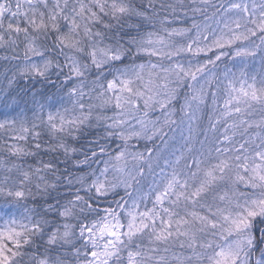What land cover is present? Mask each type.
I'll list each match as a JSON object with an SVG mask.
<instances>
[{
    "label": "snow or ice",
    "instance_id": "6c2138e0",
    "mask_svg": "<svg viewBox=\"0 0 264 264\" xmlns=\"http://www.w3.org/2000/svg\"><path fill=\"white\" fill-rule=\"evenodd\" d=\"M149 7L153 8L152 15L144 5L137 6L135 0H75L71 5L69 0H0V47H19L22 43L25 60L22 74L40 82L44 89H55L32 93L33 104L40 109L38 119L57 137L56 145L44 150H62L65 155L70 151L76 153L78 149L66 141L79 142L83 138L92 147L87 149L85 159L77 163L103 164L98 175L96 171L90 173L92 179L86 188H83L85 178H78L85 196L79 194L81 188H78L73 200L65 204L59 200L46 202L43 213L29 209L19 220L11 215L10 207L5 209L8 219L0 225V264H68L64 251L68 247L73 251L75 264H264V137L251 150L245 147L248 141L235 149L217 148L221 158L204 168L200 167L203 161L194 160L196 171L190 172L188 178H182L173 168L156 185L151 207L145 203L148 194L133 187L140 183L137 177L143 176V167L128 168L131 157L146 162L151 171V151L147 158L143 152L131 153L128 141L142 134L149 140L156 136L163 139L167 135L164 129L177 123L173 119L176 114L173 101L179 98L182 88L191 92L184 96L180 108L186 116L190 117L193 104L197 110L207 104L205 85L210 86L214 76L206 78L203 84L199 78L208 71V65L215 66L228 55L226 48L249 41L259 33L260 45L237 47L234 55L254 57L264 50V0L251 5L242 0L229 4L224 11L235 13L236 18L231 24L225 22L219 35L195 21L191 28L165 27L167 17L154 20V6ZM156 24L160 26L158 29L145 30L155 29ZM62 26L66 31H62ZM193 30L195 35L189 37L190 42L178 44L173 39L186 37ZM209 36L210 42L204 43ZM85 40L89 42L87 46ZM213 49L219 50L215 59L204 63L185 65L175 59L185 53L198 56ZM46 52L58 55H45ZM143 56L149 58L148 62L136 63ZM153 57L157 62L152 61ZM165 60L169 61L167 65L162 62ZM93 74L99 89L96 96L99 103L95 107L111 106L115 113L114 116L97 114L95 123L93 105L83 103V80ZM62 91L72 102V109H79V115L62 114L61 108L63 113L69 112L63 107ZM225 93L222 109L217 107L215 96L212 99V110L219 114L214 121L210 118L209 131L231 120L224 129V141L231 144L236 129L243 128L246 132L255 124L264 130V116L258 122L244 119L257 106L264 112V70L257 79L241 69L238 77L228 80ZM8 106L5 102V107ZM45 108L54 110L47 112L46 122ZM155 108L163 114L162 122L159 117L146 121L138 116L143 112L147 117ZM131 119H136L140 130L130 123ZM16 123L14 119H5L0 122V129ZM148 124L152 125L151 135L146 134ZM38 127L36 123L31 128L21 123L18 139L27 142L31 137L35 140V151L13 146L10 149L13 155L36 156L42 150ZM94 127H103V134H93L89 139ZM114 137L123 143L110 149L108 141ZM233 151L234 155H225ZM41 163L42 167L34 171L14 165L21 187H9L10 177H5L0 196L11 203L33 195L26 185L34 174L39 180L35 187L40 194L51 196L57 184L40 173L56 176L57 168L52 162ZM179 163L177 158L176 164ZM222 184L233 187L222 191ZM239 186L251 191H239ZM121 187L123 195L117 192ZM110 195L119 199L114 198L102 207L101 200ZM50 212L65 221L75 219L77 223H53L46 218ZM145 239L147 247L143 244ZM174 247L188 254L184 251L177 254L172 251ZM257 252L259 257L253 259Z\"/></svg>",
    "mask_w": 264,
    "mask_h": 264
},
{
    "label": "trees",
    "instance_id": "16d2710c",
    "mask_svg": "<svg viewBox=\"0 0 264 264\" xmlns=\"http://www.w3.org/2000/svg\"><path fill=\"white\" fill-rule=\"evenodd\" d=\"M223 0H135L137 6L144 5L148 11L149 15H152L153 8L149 7V5L154 6L155 16L154 20H161L167 17L168 23L165 24V27L168 28H191L193 21L197 24L202 25L207 22L209 19L220 18L223 14V8L221 6V2ZM87 2V0H84ZM75 3V0H69V4ZM163 5V7H161ZM168 5L172 7L169 8ZM194 9H201V11H194ZM136 21H133L135 23ZM160 26L156 24V28L148 27L145 30L152 31L158 29ZM62 31H66V29L62 26ZM195 34V30L190 32L186 37H174L173 39L178 44H185L189 37H193ZM55 39V37H52ZM89 42L85 40V45L87 46ZM48 47L51 48V41L48 42ZM23 48L24 45L21 43L19 47L13 46H5L0 47V114L5 115L9 120H16L17 123L14 126H7L5 129H0V186L3 185L5 177H10L8 182L9 187H21L18 185L17 181L19 178V173L17 172L16 166H22L23 170L34 171L37 167H42V163L52 162L56 165L57 172L56 176H53L50 172H41L40 175L45 176V178L49 182H55L57 184V189L51 193V196H42L40 192L37 190L35 185L39 183L37 176L34 174L32 176L31 182L26 185V187L30 188L33 195L26 197L19 202L11 201L9 203L5 197L0 196V216L5 215L4 210L7 208H11V215H13L18 220L23 217L27 210H33L35 212L43 213L44 208L47 207V203H55L56 200L60 201V204H65L69 200H73L76 194V190L81 188L80 195L85 196V192L83 188L87 187V183L91 181L92 177L90 175L91 172L96 171L97 175L99 174L98 170L103 168V164L99 162L89 161V164H78V161H83L85 159V153L87 149L92 147V145L87 144L83 138L79 142L68 139L66 142L70 144L72 147L78 149L76 153H72L71 151L65 155L62 150L45 151L49 145L55 146L57 143V137L53 136L49 133L46 123H41L38 116L40 114V109L38 105H34L32 101V93L37 90H46L49 92L55 91V89H44V85L40 82L30 79L27 76L23 75L21 69L25 64V60L23 57ZM67 52L68 49H65ZM261 53V52H260ZM45 55H58V53L51 54L46 52ZM216 52L209 54L208 56H194L190 53H185L180 57H176V60H179L182 63H186L188 61H202L208 59H215ZM262 60L264 59L263 53ZM233 58V56H229L227 58H222L220 61L216 62L215 67L218 70V76L209 86L207 104L202 105L201 109L197 112V121L194 123L195 128L192 134L186 136L185 131L183 130L185 124V118L187 117L184 112L180 111L181 106L184 103V96L191 95V92L187 88L181 89V95L176 101H173V106L176 108V114L173 119L177 121L176 124H173L170 128H165V132L167 135L161 139L159 136L154 137L153 139H145L144 135L140 138H134L128 141V151L131 153L135 152H143L147 158L148 151H151V163L152 169L151 171L147 168L146 162L135 161L129 157L128 168L133 169L137 167H143L144 174L143 176L137 177L140 181L138 185L134 184L133 187L137 188L140 193L148 194V198L145 200V203L148 206H152L150 200L152 199V193L156 189V185L162 183V170L165 168L166 164L170 161L176 159V156H179L180 153L177 152L180 149L185 150L183 158L180 160V163L177 165L180 167V170L185 168L188 171H191L195 165L193 164L194 160L203 161L200 165L203 167H207L209 162L217 163L218 158L221 154L216 151L217 148L223 149L231 145L228 142L224 141V129L227 127V123H230L229 120L227 123L221 122L216 126L215 131H209V120L210 118L214 121L218 116V112H213L212 110V99L215 96L217 100V107L219 109L223 108V100L226 98L225 89L228 84V79L223 75V70L227 67H233L236 70V76H239L238 62ZM63 60V57H60ZM153 62H157L156 58H151ZM149 58L147 56H143L136 60V63H147ZM254 58H251V61L254 62ZM87 62V61H86ZM164 64H168L169 61H162ZM253 65V64H252ZM209 70V69H208ZM264 70V63L262 62V67L257 72L256 76L259 77V74ZM94 71V70H93ZM111 79V77H108ZM234 77H231L233 79ZM55 79V77H53ZM96 80V76L87 75L83 80V90L85 92V96L83 98V103L85 105H93V123H95V116L97 114H103L106 116H114L115 113L112 110L111 106L106 109H98L95 106L99 103L96 99L98 95L99 89L97 85L94 83ZM103 82V80H101ZM79 83V81H77ZM95 89V91H93ZM61 95H65L62 91ZM39 99V97H37ZM15 101V103H13ZM5 102L9 105L5 107ZM59 107V105L57 106ZM63 107L68 108L69 112L63 113V108H61L62 114L71 117L74 115H79V109H72V102L65 95ZM259 107H257L258 109ZM54 111L52 109L45 108L43 110V120L47 121V112ZM139 117L147 120L155 121L159 117L160 122L163 121L164 116L159 110V108H155L148 113L147 117L143 116V112L138 114ZM264 116L262 113L258 115V121ZM21 123L25 127L31 128L33 123L39 125L36 131L41 132V136L39 138V142L42 144V150L36 155H27V156H15L12 154L10 149L13 146L24 147L25 149H30L35 151L34 143L31 137L27 142L21 141L18 137L21 135L20 127ZM102 123V122H101ZM130 123L135 125L136 129H140V125L137 123L136 119H131ZM255 125L249 128L246 132H252V129H255ZM152 125L148 124V128L146 130L147 135H151ZM243 129V128H240ZM103 127L93 128L92 132L89 133V139H91L93 134H103ZM250 136V135H249ZM258 140L248 141L249 143L245 145L249 150L255 148V143ZM123 142L116 139L115 137L108 141L110 149H114L117 145H122ZM244 142H241L242 144ZM255 145V146H254ZM239 146H236L238 148ZM191 149V151H189ZM228 156V153H225ZM106 159V157H104ZM90 165V166H89ZM164 167V168H163ZM163 168V169H162ZM11 169V171H8ZM84 177L86 183L83 185L77 182L78 178ZM109 179H112V173H109ZM233 179L235 177L233 176ZM71 180V184L68 181ZM191 184V183H190ZM232 185H221L220 190H229ZM239 191H251L244 189L242 186L238 187ZM51 191V190H50ZM117 192L119 195L124 194V189L118 188ZM136 193L134 192V196ZM231 195V192H229ZM52 197H55L53 199ZM87 198V197H86ZM119 199V196L113 197L110 195L107 198L101 200V206L106 207L108 204L112 202L113 199ZM47 202V203H46ZM49 221L53 223L63 224L65 222L76 224L77 220L69 219L67 221L62 218H58L55 213H48L46 217ZM4 220V219H3ZM145 247L148 246V241L145 239L143 241ZM43 249H40L42 252ZM66 251V260L68 264H75V257L73 255V251L70 247L64 249ZM173 252L179 254L181 251H184L185 254H188L186 250H182L179 247H174L172 249ZM39 254V253H38ZM170 255V253L168 254ZM260 254L255 253L253 259H256V256Z\"/></svg>",
    "mask_w": 264,
    "mask_h": 264
},
{
    "label": "rangeland",
    "instance_id": "374dc122",
    "mask_svg": "<svg viewBox=\"0 0 264 264\" xmlns=\"http://www.w3.org/2000/svg\"><path fill=\"white\" fill-rule=\"evenodd\" d=\"M239 2H241V0H223L221 2V6L223 8L222 16L220 18H213V19L211 18V19L207 20V22H205V23H203L201 25L202 28L204 26H207L208 30H210L212 32H215L217 35H219L221 30L224 29V23L228 22L229 24H231V21L236 18L235 17V13H225V11H224L225 8H227L229 6V4H231V3H239ZM242 2L251 5L252 3H259V0H242ZM194 35H193V37H194ZM210 40H211V36H209L208 40L204 41V43H208V42H210ZM187 42H190L189 39H188ZM260 43H261L260 34L258 33L256 36L251 37V39L249 41L238 42L236 45L231 46V48H226L224 51L228 52V55L224 56L222 58H227V57L232 55L233 58H231V59H234V60H236L238 62L237 66H238L239 71L241 69H243L249 75H256L257 72L259 71V69L262 67V62L264 63V59L262 60L263 56L261 55V53H263V55H264V50L258 51L254 57H235L234 52H235V49L237 47H251L252 44L260 45ZM262 48H264V46H262ZM213 52H216V54H218L219 50L213 49L212 51L201 53L200 56L201 55L202 56H208L209 54H211ZM251 58L255 59L254 62L251 61ZM32 59L33 60H38L39 58L33 57ZM206 61H207V59L206 60L204 59L202 61H188V62H186L184 64L187 65L189 62H191L192 64H197V63H204ZM212 66L213 65H208V69L209 70L205 73V75H203V76H201L199 78L200 84H203L204 80L206 78H208L210 76H214V79L211 80V83H212L215 80V78L218 76L217 68L212 67ZM223 75L226 77V79L230 80L231 77H235L236 76V70L233 67H227V68H225L223 70ZM257 79H259L258 76H257ZM205 89L207 91L209 89V85H205ZM198 111L199 110L196 109L195 104H193V108L189 110L190 117L187 116L185 118V124H184L183 130L185 131L186 136L192 134L193 131H194V128H195V124L194 123L197 121V118H198L197 117V112ZM262 113L264 114V112L260 111L259 108H258L255 111L251 112L250 115H245L244 119L249 120L251 122H258V120H257V119H259L258 115H261ZM5 119H7L6 116L0 114V122H3ZM136 130H140V129H136ZM232 131L233 130L230 129L228 134L231 135ZM235 132H236V134L233 137L234 142L231 145H229L228 147H226V148L235 149L236 146H239L241 142L251 141V139H253V141L258 140L255 143V145L257 146L261 142V137H264V130H262L261 128H257V127L255 129H252V132H250V133L243 131V129H236ZM140 137H138V138H140ZM134 138H137V137H133L132 139H134ZM184 151L185 150H183V149H180V150L177 151V152L180 153V155L176 156V159H174L173 161H170L169 163L166 164L165 168L167 167V169H165V170H163L161 172L162 176L170 175L172 170H173V168H175L178 172L181 173L182 178H188L189 175H190V172H195L196 171V166L191 171H188L185 168V166H184L183 170H180V167L177 166L176 160H177V158H180V160L183 158ZM234 154H235L234 151L233 152H228V156H232ZM217 158H221V155L219 157H217ZM213 163L214 162L210 161L208 165H211ZM200 167L204 168L203 165L200 166ZM189 183H193V181L189 180ZM153 199H154V195H152V199L150 200L151 203H152ZM148 207H150V206H148ZM7 219H8V217L6 215H1L0 216V225H2L5 222V220H7ZM256 257L258 258L259 256H256Z\"/></svg>",
    "mask_w": 264,
    "mask_h": 264
}]
</instances>
